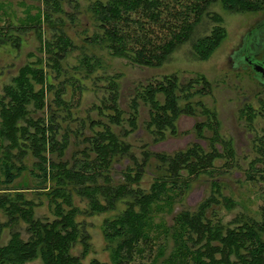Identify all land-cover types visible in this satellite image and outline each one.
Here are the masks:
<instances>
[{"label":"trees","instance_id":"16d2710c","mask_svg":"<svg viewBox=\"0 0 264 264\" xmlns=\"http://www.w3.org/2000/svg\"><path fill=\"white\" fill-rule=\"evenodd\" d=\"M36 1L37 11L28 12V19L20 24L0 12V46L19 49L22 34L31 28L42 52L24 62L0 92V140L5 142L0 144V209L8 217L6 224L22 219L28 233L23 238L19 230L10 232L7 242L0 244V264H22L37 256L45 264H81L71 248L80 242L84 255L90 242L77 215L111 211L102 225L111 248L110 261L93 258L90 264H133L136 254L142 256L146 249L151 252L164 239L155 260L163 255L162 244L168 238L172 247L163 256V264H264V199L258 217L238 213L223 222L213 204L222 202L230 208L232 198L221 194V185L215 183L213 193L193 208L172 212L197 174L211 171L217 157L226 160L216 169L226 168L235 154L231 140L220 136L215 111L192 99L210 94L211 82L203 74L183 82L175 72L152 76L135 85L124 110L117 75L109 76L94 105L97 115L81 119L76 128L63 127V121L74 119L72 107L76 106L65 98L68 87L71 96H79L85 87L80 80L89 77L100 59L82 49L70 69L63 66L76 45L68 29L78 19L77 0H66L74 8L71 12L62 8V0ZM215 3L235 13L264 11V0H94L88 9L95 29L90 34L83 30V41L102 45L110 55L139 66H159L190 41L193 56L206 60L227 33L221 14L210 11ZM51 74L62 80L54 85ZM140 101L148 106L145 127L153 142L176 135L178 117L196 115L200 107L205 117L196 120L193 128L198 137L206 139L207 147L192 141L171 153L147 148L138 158L125 137L138 126ZM241 111L249 120L256 115L264 119V98L257 110L248 104ZM207 129L210 134L205 133ZM72 133L82 136L84 146L81 155H74L69 163L62 154ZM254 141L264 179V126ZM27 153L33 158L30 168L22 161ZM123 157L129 161L121 170V179L114 180L112 164ZM151 157L159 161L156 167L162 173L145 189L139 182ZM24 170L38 180L36 189L47 195L54 214L51 220L34 217V202L21 190L25 186L10 187ZM74 194L86 200L83 209L73 201ZM166 213H172L171 223H166Z\"/></svg>","mask_w":264,"mask_h":264},{"label":"rangeland","instance_id":"374dc122","mask_svg":"<svg viewBox=\"0 0 264 264\" xmlns=\"http://www.w3.org/2000/svg\"><path fill=\"white\" fill-rule=\"evenodd\" d=\"M93 1L77 0L78 19L68 29V33L76 45L66 57L63 66L70 69L71 65L78 61L82 49L89 55L97 56L100 59V65L94 68L88 78L80 80L85 87L79 96L77 93L71 96V91L68 87L65 98L76 102V106L72 107L74 119L63 121L61 123L63 127L76 128L79 126L81 119L97 115L94 105L98 103L99 96L106 84L105 79L109 76L117 75L119 101L123 109L127 110L129 98L137 83H143L152 76H160L171 72L177 73L181 82L203 74L211 82V93L207 95L197 94L192 99L193 101L201 100L204 105L215 111L219 121L220 136L226 140H231L235 154L233 160L226 168L223 166L221 169H216L222 166L226 160L224 157H217L213 160V169L211 171L197 174L183 197L179 201H175L172 212L174 213L185 207L193 208L200 200L207 196L209 197L213 193V184L219 183L221 185V194L232 198L233 203L230 208L226 207L222 202L216 205L213 204V206L217 207V215L222 218L223 222L238 213L251 214L258 217V206L264 199V179L260 177L259 168L263 164L256 160L259 154L256 151L254 140L256 134H260L261 128L264 126V119L256 115L252 120H249L247 114L242 113L241 110L248 104H251L257 110L260 99L264 98V77L260 74H255L249 64L240 57V54H242L243 49L249 56L257 58L264 54V11L235 13L223 9L220 3H215L210 7V11H216L221 14L227 33L221 44L209 58L206 60L195 58L191 52L190 41H186L172 52L170 57L161 65L139 66L131 63L125 57L110 55L102 45L86 44L83 41L85 34L83 30L90 34L95 29L93 18L88 9V5ZM37 4L36 0H0V12L4 15L6 14L5 16L8 15V19L12 22L20 24L28 19V12L34 13L37 11ZM61 5L67 12H71L74 9L66 0H62ZM5 22H8L7 19ZM22 36L23 39L19 49L14 48L10 44L0 46V92L3 84L9 80L11 75L17 72L24 62L34 60L42 55L39 49L38 37L33 29L27 28ZM61 78L62 76L56 80L52 75L49 79L56 85L58 81L62 80ZM196 109L198 112L196 115L181 114L178 117L176 135H167L164 140L153 142L152 135L145 127V121L148 118V106L140 101L138 126L125 137L126 141L131 145V151L140 158L142 151L147 148L171 153L176 149L185 147L192 141H198L207 147L206 139L198 137L193 128L196 120L205 117L200 112V107H196ZM85 123L87 124V120ZM114 130L118 131V128L114 127ZM205 133L210 134V131L207 129ZM81 137H75L73 133L69 135V143L62 154V158L68 160L69 163L73 160L74 155H81L79 150L84 146ZM1 142L2 144L5 143L0 140V144ZM216 145L222 150V146L219 143H216ZM52 156L55 158L54 154ZM32 160L30 153H27L26 157L22 159L29 168ZM128 161L127 157H123L119 161L113 162L110 173H112L114 180L121 179V170ZM158 162L154 157L148 159V164L139 182L140 186L145 189L149 188L155 176L162 173L156 167ZM28 171L24 170L10 187L21 188L25 186L21 190L28 198H32L34 202V217L51 220L54 218V214L49 208L48 197L44 191L36 189L35 185L38 180L29 174ZM250 173L254 174V178L249 177ZM49 184L50 181H47L46 185ZM73 198L75 204L80 208L83 209L86 206L84 198L76 194L73 195ZM113 212L92 214L85 212L77 215V219L83 221L89 233L90 242V247L84 255H81L82 244L80 242H76L71 248L73 254L80 256L81 264H90L93 258H97L100 261H110L111 248L104 238L102 225L104 218L111 216ZM171 215L172 213L164 214L166 223H171ZM6 223H8V217L0 209V244L7 242L12 230H19L23 238L27 237L25 221L18 219L13 221L11 225ZM163 240L157 241L151 252L146 249L144 250V255L139 256L136 254L132 260L133 264H163V256H167L172 247L170 238L165 241V244H162L163 255H159L153 260L158 245ZM22 264L45 263L40 256H37Z\"/></svg>","mask_w":264,"mask_h":264},{"label":"flooded vegetation","instance_id":"af4514ba","mask_svg":"<svg viewBox=\"0 0 264 264\" xmlns=\"http://www.w3.org/2000/svg\"><path fill=\"white\" fill-rule=\"evenodd\" d=\"M254 44V43H253ZM243 52H242V54H240V57L243 59V60H245V58L247 57L248 58V62H246V63H248L249 64V66L251 67V69L253 70V68H252V66H251V63H253L254 61H264V55H261V56H259L258 58L257 57H254L253 58V56H249L248 54H246L245 52V49H243L242 50ZM254 71V70H253ZM255 72V74L257 73V74H260V73H258V72H256V71H254ZM262 77H264L263 75H262Z\"/></svg>","mask_w":264,"mask_h":264},{"label":"water","instance_id":"95a60500","mask_svg":"<svg viewBox=\"0 0 264 264\" xmlns=\"http://www.w3.org/2000/svg\"><path fill=\"white\" fill-rule=\"evenodd\" d=\"M254 58V57H253ZM245 61L248 62V58H245ZM251 66L253 68L254 71L260 73V75L264 76V61H254L253 63H251Z\"/></svg>","mask_w":264,"mask_h":264}]
</instances>
